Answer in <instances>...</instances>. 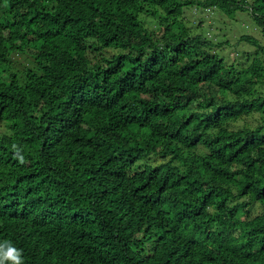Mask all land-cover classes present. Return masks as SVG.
<instances>
[{
	"label": "trees",
	"instance_id": "trees-1",
	"mask_svg": "<svg viewBox=\"0 0 264 264\" xmlns=\"http://www.w3.org/2000/svg\"><path fill=\"white\" fill-rule=\"evenodd\" d=\"M188 7L264 38V0H0V242L24 264H264V45L229 62Z\"/></svg>",
	"mask_w": 264,
	"mask_h": 264
},
{
	"label": "rangeland",
	"instance_id": "rangeland-1",
	"mask_svg": "<svg viewBox=\"0 0 264 264\" xmlns=\"http://www.w3.org/2000/svg\"><path fill=\"white\" fill-rule=\"evenodd\" d=\"M185 15L189 21V25L194 27L195 32H202L210 37L215 42H223V47L219 52L231 62L235 57H238V53L245 50L253 51L257 47L249 45L246 40H241L242 35H254L260 38L264 45V38L260 37L257 27L249 15L245 12L238 13L235 19L229 18L225 13L216 8L200 9L197 7H188L185 9ZM158 23V19L146 17V24L149 27H155ZM200 25L199 27H195ZM28 54H19L14 56V65L19 68L31 64ZM251 119V118H249ZM5 130V126H0V131ZM255 211H260V208L256 206Z\"/></svg>",
	"mask_w": 264,
	"mask_h": 264
},
{
	"label": "clouds",
	"instance_id": "clouds-1",
	"mask_svg": "<svg viewBox=\"0 0 264 264\" xmlns=\"http://www.w3.org/2000/svg\"><path fill=\"white\" fill-rule=\"evenodd\" d=\"M0 264H24L22 250L10 242H0Z\"/></svg>",
	"mask_w": 264,
	"mask_h": 264
}]
</instances>
